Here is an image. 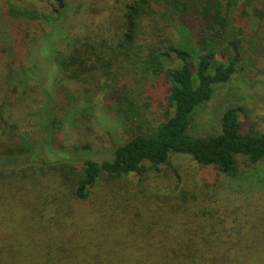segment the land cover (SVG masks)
I'll return each mask as SVG.
<instances>
[{"label":"trees","instance_id":"1","mask_svg":"<svg viewBox=\"0 0 264 264\" xmlns=\"http://www.w3.org/2000/svg\"><path fill=\"white\" fill-rule=\"evenodd\" d=\"M115 3L120 7L106 8L102 15L106 23L75 38L63 57L43 45L58 32L63 11L57 13L56 0H0L1 109L26 114L32 123L27 130L35 133L34 147L0 150V264H93L95 259L98 264H148L151 256L138 259L139 248L133 247L132 229L143 212L151 223L140 239L162 243L161 264H264V249H257L264 232V132L243 131L240 107L227 108L206 136L194 130L195 116L219 88L240 82V88L243 83L252 89L264 77V0ZM41 55L48 70L42 80L37 77ZM83 77L104 79L95 95L113 90V81L130 80L131 86L125 83L112 91L118 109L125 111L116 120L117 129L137 117L136 101L143 95L160 103L165 120L128 141L117 139L109 158L102 160L88 155L89 145L56 150L62 121L56 103L76 106V85ZM34 79L36 93H52V107L48 100L49 107L34 102L30 108L19 94L18 87ZM188 159L205 180L195 188L214 187L207 179L210 170L237 190L260 193L258 203L248 213L240 209L217 217L207 207L199 210L198 197H188L184 188L164 199L144 192L120 211L111 190L99 192L102 179L123 181L161 171L172 162L183 166ZM91 185L99 189L94 193ZM171 199L176 204L170 207L173 217H165ZM129 219L127 233L124 223ZM157 224L159 236L148 237ZM174 224L178 231L170 228ZM115 245L126 250L110 248L106 254L100 249ZM126 251L133 256L123 257Z\"/></svg>","mask_w":264,"mask_h":264},{"label":"rangeland","instance_id":"2","mask_svg":"<svg viewBox=\"0 0 264 264\" xmlns=\"http://www.w3.org/2000/svg\"><path fill=\"white\" fill-rule=\"evenodd\" d=\"M56 4L58 5L57 2ZM64 4L65 8L62 10L63 14L61 20L57 23L58 32L56 36H53V39L46 40V45L43 44L48 47L50 51L55 50L56 53H62L63 57L69 55L67 50L70 48L69 46L75 38H84L86 34L93 33L98 27L101 28V26L106 23L102 16L106 8L116 9L120 7L115 3V0H64ZM39 8L47 11L49 9L47 6L44 7V5H40ZM251 28H253V26H251ZM254 29L255 28H253V30ZM39 58L41 60L38 59L40 61V68L37 77L42 80L48 74V70L42 55L41 57L39 56ZM81 81V85H76L78 93H76L75 98L79 99L76 106L69 107L65 100H59L56 103L55 112L59 114L62 120L61 129L58 132L59 136L56 137L58 143L57 146L54 145L56 150L89 145L92 150L88 155L92 158L102 160L109 158L110 154L108 153L117 146L115 145L117 139H120V143L128 141L134 134L140 131L146 133L157 129L159 124L165 120L163 117L164 108L160 106V103L149 100L143 95L136 101V108L140 110L137 117L127 123H123L121 127L117 129V118L120 117L122 119L125 111H120V109H118V107L120 108L121 106L118 105L116 98H112V91H115L118 89L117 87L125 83L129 84L130 80L113 81L111 84L113 90L101 89L98 95H95L96 86L98 83L104 81L103 78L83 77ZM239 83L233 87L219 88L213 99L203 109L202 113L195 116L194 130L200 134L199 136H206L211 123L229 107H240L244 110L241 114V121L245 133L264 132V77H260V80L255 83L252 89H249L248 86L243 85V83H241L242 85H240V88ZM24 84V87H18V92L24 95L23 97L29 101L30 108L35 107L34 102H40L38 106L42 109L46 106L49 107L48 104H45L48 100L50 101V107L53 106L54 103L52 101L51 92H48V97L43 93L35 92V86H37L35 79L30 82H25ZM129 86L131 85L129 84ZM72 91L74 92L75 90L72 89ZM17 97L16 94L15 98ZM88 100L90 102H88ZM1 101L2 100H0V150L15 148L17 146L21 148V146L25 147L30 144L33 146L35 136H32V134L34 135L35 133L33 129L27 130V127L32 126V123L26 118L27 115L17 110L12 114L7 113V107H2L1 109ZM144 104L146 106L148 105V107ZM112 107L113 110H111ZM107 108L109 112H107ZM124 108L127 110L125 106ZM124 108L122 106L121 109ZM126 113L130 116L135 115V113L129 110H127ZM26 134L30 136H25ZM41 134L45 135V132L42 131ZM55 157L59 158V154H55ZM185 163L186 164H183V166H178L176 162H172L170 165L162 168L161 171H150L144 175L137 174L125 178L123 181L112 182L107 181V179H102L99 192L111 190L113 196L119 198L118 209L120 211L132 207L139 196L144 192H150V194L154 196L158 194L159 198L162 196L164 199V197L168 195L172 196L175 194V196H178L184 188L188 190V197H198L197 204L202 205L199 210L207 207L209 210H212V212H216L217 217L232 215L235 211H239L240 209L248 213L250 209H252V206L258 203L260 198L257 196H259L260 193L246 194L243 191L237 190L234 183L226 181L225 177H220L210 170L208 171L209 175L207 179L209 182L212 181L214 187L206 189L205 191L202 190L199 185L195 188L197 184H201L205 180H201L200 175H198L199 171L196 169L194 163L189 159L185 160ZM91 188L94 193L99 189L95 185H91ZM261 197L263 198L264 194H262ZM95 201L101 202L99 199ZM168 201L172 203L166 208L164 215L165 217H173L170 213V207H172L175 202L173 199ZM158 204L160 205V201ZM106 205L108 206V204ZM197 207L198 206H196V208ZM187 208H190V206L187 205ZM105 209L107 208L104 207V210ZM147 215V212H143L142 219H138L140 222L138 227L132 229L134 233L133 239L136 244V246L133 247L139 248L141 255H139L138 259L145 260L148 256H151L152 259L148 258L151 259L148 264H161L163 259L162 252L164 249L160 245L162 243H159V241L153 242L140 239L144 236V227L149 226L151 223V221H148L146 218L143 219ZM130 220L131 219L124 223L125 228H127L125 232L127 233L131 230V225L129 224ZM155 228L157 231L147 235L148 237L159 236L158 230L162 228L158 224ZM170 228L173 231L179 230L176 224L170 226ZM100 231L101 228L97 227L96 232L99 233ZM198 233L199 230H197V234ZM110 248H114L117 251L126 250L120 245L107 246L100 249L106 254H110L112 252ZM257 249H264V232L262 231L259 233ZM132 256L133 254L131 252L126 251L123 253V257L125 258ZM116 260L118 262L124 261L123 258H117ZM98 263L99 260L96 259L93 262V264Z\"/></svg>","mask_w":264,"mask_h":264},{"label":"water","instance_id":"3","mask_svg":"<svg viewBox=\"0 0 264 264\" xmlns=\"http://www.w3.org/2000/svg\"><path fill=\"white\" fill-rule=\"evenodd\" d=\"M56 2L58 3L59 9L57 11V13L61 10H63L65 8V4H64V0H56Z\"/></svg>","mask_w":264,"mask_h":264}]
</instances>
